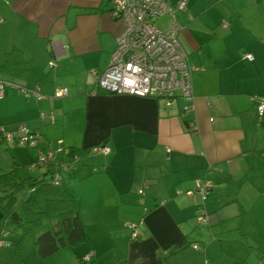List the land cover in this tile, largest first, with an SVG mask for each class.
Instances as JSON below:
<instances>
[{
    "label": "crops",
    "instance_id": "0c3cea01",
    "mask_svg": "<svg viewBox=\"0 0 264 264\" xmlns=\"http://www.w3.org/2000/svg\"><path fill=\"white\" fill-rule=\"evenodd\" d=\"M176 1L167 0L180 42L199 67L189 114L180 97L167 105L97 85L91 69L109 64L124 29L111 0H0V66L15 48L30 66L22 77L0 70V143L20 124L40 133L39 148L5 145L13 163L2 171L32 163L40 148L55 161L80 150L77 165L61 171V189L73 195L87 233L45 259L32 248L18 256L15 244L20 264H83L89 253L91 264H264V115L255 104L264 96V0H186L183 10ZM159 19L162 28L171 22L168 13ZM23 86H39L43 97L27 98ZM57 87L69 94L56 97ZM98 144L108 153L93 154ZM56 166L24 171L45 183ZM197 178L212 183L205 200L186 193ZM38 189L25 198L48 210L58 195ZM125 222L138 224L137 238ZM11 255L0 250V264Z\"/></svg>",
    "mask_w": 264,
    "mask_h": 264
},
{
    "label": "built area",
    "instance_id": "2783aa9c",
    "mask_svg": "<svg viewBox=\"0 0 264 264\" xmlns=\"http://www.w3.org/2000/svg\"><path fill=\"white\" fill-rule=\"evenodd\" d=\"M112 14L123 20L124 29L116 38V47L112 53L109 64L102 69L92 68L91 72L96 76L97 85L111 93H126L140 97L166 98V104L174 97L184 100L182 111L189 114L194 109L193 105V70L199 67L192 66L188 60V54L183 48L179 35L182 25L179 23L174 8L167 0H111ZM186 0H177L176 8L183 10ZM168 13L171 22L168 27L158 25L159 18ZM227 23L224 22V26ZM252 59V54H246ZM55 65V64H53ZM7 82L0 77V98L5 96ZM22 92L27 98L43 97L39 86L22 87ZM69 94L66 87L55 89L56 97H64ZM256 110L259 116L264 115V96L255 98ZM192 125V122H191ZM9 142L26 144L38 147L40 133L30 131L25 124H20L16 131H7L3 134ZM61 142V140H59ZM93 154H106L109 148L98 144L91 149ZM52 149H38L36 160L31 167L48 166L54 160ZM80 157L72 155L69 162H61L52 173L51 180L54 185L62 183L61 170H67L69 164L75 165ZM212 188V183L205 178H197L195 186L186 193L190 196L199 194L205 200ZM143 193V189L139 190ZM180 191L177 190V193ZM198 220L204 223L208 220L203 210L198 215ZM142 224V222H140ZM124 225L131 229V236L137 238L138 224L125 222ZM9 232L3 230L0 233V246L7 243ZM194 248H200L194 244ZM92 253L82 257L83 264H91Z\"/></svg>",
    "mask_w": 264,
    "mask_h": 264
},
{
    "label": "trees",
    "instance_id": "16d2710c",
    "mask_svg": "<svg viewBox=\"0 0 264 264\" xmlns=\"http://www.w3.org/2000/svg\"><path fill=\"white\" fill-rule=\"evenodd\" d=\"M29 68V63L22 58L17 48L6 54L5 63L0 66V70L8 71L14 77L26 76ZM55 155L53 162L58 167L65 160L55 161ZM76 165L69 164V168ZM53 171L54 169L47 172L50 177ZM42 180L26 174L19 165L0 172V233L3 230L12 234L20 233L16 240L18 256H23L32 248L40 259H45L87 237L85 224L78 214L79 206L71 192L66 188L61 189L62 183L58 186L51 179L45 183ZM43 185H48L53 194L58 195L49 199L48 210L41 209L36 199L29 201L20 197L23 191H29L36 186L41 190Z\"/></svg>",
    "mask_w": 264,
    "mask_h": 264
},
{
    "label": "rangeland",
    "instance_id": "374dc122",
    "mask_svg": "<svg viewBox=\"0 0 264 264\" xmlns=\"http://www.w3.org/2000/svg\"><path fill=\"white\" fill-rule=\"evenodd\" d=\"M162 22L163 21L161 19H159L157 21L158 24H161ZM16 130H10V131H16ZM4 133H6V132H4ZM13 144H14L13 142H9V141H6V142L4 141V142L0 143V172L3 169H9L12 166V163L13 162L11 163V161H10V156H11L10 149H6L5 145L7 147H13V146H15V144L14 145ZM16 144H20V143H16ZM21 145L22 146H27V145H24V144H21ZM77 152H79L77 155L79 157H81L80 156L81 155L80 154V150H78ZM31 164L32 163H28V164L23 165V166L20 165V168L22 169V171H24V169H27L29 171V173L30 172L31 173L34 172L33 169L36 168L35 171L36 172L39 171V173L42 174V172L44 171V168L43 167H31ZM78 189H79V187H78ZM78 191H80V189ZM31 194H32V196H34V195L36 196L37 195V192H35V193L34 192L28 193V191H23L21 193V197L22 198H25V197L29 198V196H30V198H31L32 197ZM41 207H45V204H41ZM17 238H18L17 237V234L16 233H13L9 237V239H7V243L4 244V245H2L0 247V250L2 251L3 255H8L9 252H11V250H12V255L9 256V257H7V260H5L6 262H4L3 264H20V262H21V261H19L20 259H18L17 257L13 256V251L15 250L14 247H15V244H16L15 243V240ZM54 258L55 257H50V258H48V260H55Z\"/></svg>",
    "mask_w": 264,
    "mask_h": 264
},
{
    "label": "bare ground",
    "instance_id": "6f19581e",
    "mask_svg": "<svg viewBox=\"0 0 264 264\" xmlns=\"http://www.w3.org/2000/svg\"><path fill=\"white\" fill-rule=\"evenodd\" d=\"M29 129V128H28Z\"/></svg>",
    "mask_w": 264,
    "mask_h": 264
}]
</instances>
